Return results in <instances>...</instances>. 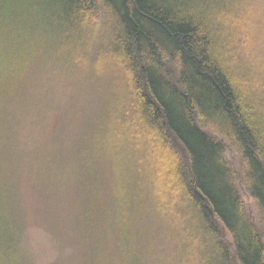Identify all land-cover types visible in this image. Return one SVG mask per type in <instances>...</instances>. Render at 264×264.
I'll return each instance as SVG.
<instances>
[{
  "label": "trees",
  "instance_id": "16d2710c",
  "mask_svg": "<svg viewBox=\"0 0 264 264\" xmlns=\"http://www.w3.org/2000/svg\"><path fill=\"white\" fill-rule=\"evenodd\" d=\"M23 2L0 38L40 20L41 91L0 82V251L48 263L24 231L59 219L71 264H264V0Z\"/></svg>",
  "mask_w": 264,
  "mask_h": 264
},
{
  "label": "rangeland",
  "instance_id": "374dc122",
  "mask_svg": "<svg viewBox=\"0 0 264 264\" xmlns=\"http://www.w3.org/2000/svg\"><path fill=\"white\" fill-rule=\"evenodd\" d=\"M22 1H24L23 7L27 8L29 4L27 0ZM27 12L28 11H26V13ZM25 14H22V18ZM37 22V32L35 29V25L33 26L32 22H30L28 23V25H26V27L28 26L27 28L19 29V34L17 35L16 39L13 36L12 32L3 34V38H0V82L3 76L6 77L10 75L14 76L27 74V77H29L30 75L31 77L28 81L29 85L25 86V88L27 90H30L33 86L37 85L39 91H41V47L39 48V45H36L37 43L40 44V39L38 40V42L37 39L39 38V34H41V26L40 20H38ZM31 33L34 34L33 37L35 41L31 38L27 40V36ZM24 34L26 35V37H23L25 36ZM48 83L52 84L53 88L50 87L51 92H55L57 94L61 93L59 86L60 83H58L56 80H50ZM30 99H32L30 104L31 107L37 109L41 108L40 104L35 98L31 97ZM75 195L78 198V195L76 193ZM75 195L72 193V202H74L73 199ZM87 210L88 209L86 205L83 211L82 218H80L79 216H74V213H69L70 219H90V217L85 213V211ZM136 211L137 209H132L131 218L133 215H135ZM32 220L34 222H40L41 225L36 224L32 221L29 222V227H27V229L24 231L25 247H27V252L35 254L40 262L41 259L45 257L43 261L48 262L46 264H61L67 259H62V261H60L58 260V257L70 253V261H66L65 263L71 264L75 263L74 256H83V252L85 251V249L83 248L85 247L84 245L80 244L70 234L67 236H60L58 234V228L60 226L59 224L61 223L59 219ZM130 226L135 231H138L136 226H134L133 224H131ZM0 264L21 263L17 261V257L13 256V254H3L0 251Z\"/></svg>",
  "mask_w": 264,
  "mask_h": 264
}]
</instances>
